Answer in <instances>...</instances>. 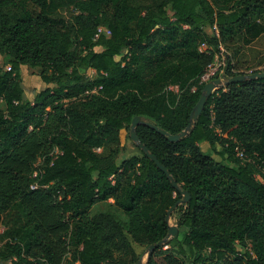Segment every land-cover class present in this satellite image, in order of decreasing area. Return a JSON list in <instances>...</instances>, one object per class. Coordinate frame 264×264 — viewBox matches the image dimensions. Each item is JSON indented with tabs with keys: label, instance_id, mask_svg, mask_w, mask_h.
Wrapping results in <instances>:
<instances>
[{
	"label": "trees",
	"instance_id": "1",
	"mask_svg": "<svg viewBox=\"0 0 264 264\" xmlns=\"http://www.w3.org/2000/svg\"><path fill=\"white\" fill-rule=\"evenodd\" d=\"M259 26L264 0H0V264H136L135 244L166 239L181 192L141 151L118 161L136 117L140 142L190 195L173 213L183 237L145 264H264V79L215 90L180 142L149 127L186 130L220 45L234 56L225 80L246 75ZM22 67L47 85L33 101ZM175 242L183 258L164 250Z\"/></svg>",
	"mask_w": 264,
	"mask_h": 264
},
{
	"label": "rangeland",
	"instance_id": "2",
	"mask_svg": "<svg viewBox=\"0 0 264 264\" xmlns=\"http://www.w3.org/2000/svg\"><path fill=\"white\" fill-rule=\"evenodd\" d=\"M14 15L17 16L18 14L15 13ZM205 31L209 36H212L214 34V30L209 27H205ZM229 54L231 57L233 56L232 51L231 52L229 51ZM242 55H243V61L247 66L250 67V69L241 68L242 71L247 70L246 75L251 74V71L253 70L264 72V27L261 28V26H259L255 31L252 32L246 48L244 49V51H242ZM119 59L120 58H118V60ZM0 62L1 65H3V60L1 58H0ZM21 74H22L21 86L24 90V99L33 101L36 94L46 89L47 85L42 82L39 76V70L37 69H29L28 67H22ZM89 77L90 80H94L96 78L92 74ZM0 110H5V106L2 101H0ZM130 133L131 130L129 131L127 129H123L121 131L122 144H121V152L118 159L119 163L122 162L123 158L130 159L133 157H141V152L137 148L135 143L131 140ZM201 148L203 149V151H211V148L208 144L203 145ZM213 150H215L214 157L217 160H221L222 158L219 155L221 152V148L219 146H216L215 149ZM211 154L212 153L210 152V155ZM170 226L173 227L176 226V216H172L170 220ZM183 233H184L183 229L178 230L176 236L181 235L182 238ZM179 246L180 243L175 242V244L165 247L164 250L166 251L170 250L176 257L183 258L184 255L180 253ZM134 247L137 254L141 255L143 262L146 263L148 260L149 249L136 244L134 245ZM186 250L188 254L187 258L192 263L197 255L190 253L188 248H186ZM4 264H11V263L9 262Z\"/></svg>",
	"mask_w": 264,
	"mask_h": 264
},
{
	"label": "water",
	"instance_id": "3",
	"mask_svg": "<svg viewBox=\"0 0 264 264\" xmlns=\"http://www.w3.org/2000/svg\"><path fill=\"white\" fill-rule=\"evenodd\" d=\"M263 79H264V72H258V73H254V74L235 76V77H232L231 79H229L225 82H222L221 80H215L212 82H208L205 85L204 91L200 97L198 104L196 105V107L194 108V110L190 116V122H189V125L186 128V130H184L180 134L172 135V134L167 133L163 129L157 128L155 126L150 125L149 127L151 129L157 131L160 135L166 137L167 140L171 143L180 142L183 138H185L192 131V129L195 126L196 120L203 113L208 99L213 95V92L215 90H217L219 88L227 87L230 85L240 84V83H244V82H248V81H254V80H263ZM141 124H142V122H141V119L139 117H136L133 120V122L131 124V133H130L131 140L135 143V145L137 146V148L141 152L145 153L148 156V158H150L156 164L157 168L161 172H163L166 175V177L171 181L173 188L178 190L179 192H181V194L183 196V199L168 212V215L166 217V221L170 224V220L173 216L174 211L178 207V205L189 202L190 201V195L188 192L181 191L179 185L173 179V177L171 176L170 172L166 169V167L154 155H152L149 152V149L144 144H142L140 142V139L137 135V128ZM177 232H178L177 227L170 226L169 234L166 237V239H164L163 241L149 247L148 259L153 255V253L156 250H158L159 248H163L167 242H169L172 238H174L176 236ZM136 264H145V263L143 262V260H140Z\"/></svg>",
	"mask_w": 264,
	"mask_h": 264
},
{
	"label": "built area",
	"instance_id": "4",
	"mask_svg": "<svg viewBox=\"0 0 264 264\" xmlns=\"http://www.w3.org/2000/svg\"><path fill=\"white\" fill-rule=\"evenodd\" d=\"M213 29H214L216 37L219 38V31H218L217 26H214ZM101 34H105L107 36L111 35L110 31L106 30L103 27L98 29V36ZM213 51H214V49L211 46H209L208 44H203L199 48V52L201 54H210ZM229 57H230L229 52L224 48V46L220 45L219 50L215 53L213 63L208 66L205 73L201 76V78H200L201 82L200 83L201 84H207L208 82H212L215 80H221L222 82H225L226 81L225 76L227 73ZM7 70L10 71L11 68L8 67ZM91 74L94 75L95 77L97 76V74L94 70H90L88 72V76H90ZM223 88H225V87H223ZM219 89H221V88H219ZM100 90H102V87L95 88L89 94L96 95V94H98V92ZM168 92H172L175 95H179L180 94V88H179V86H170L168 88ZM0 101H2V100H0ZM217 132L219 134H221L219 130H217ZM231 142L233 145L234 156L239 161H241L243 164H255L256 161H255L254 157L247 153V150L242 143H240L239 141H237L234 138H231ZM257 178L260 180L259 176ZM31 188L35 190V189H38V186L33 185V186H31Z\"/></svg>",
	"mask_w": 264,
	"mask_h": 264
},
{
	"label": "crops",
	"instance_id": "5",
	"mask_svg": "<svg viewBox=\"0 0 264 264\" xmlns=\"http://www.w3.org/2000/svg\"><path fill=\"white\" fill-rule=\"evenodd\" d=\"M205 144H206V143H205ZM205 144H203V145H205ZM203 145H201V147H202Z\"/></svg>",
	"mask_w": 264,
	"mask_h": 264
}]
</instances>
